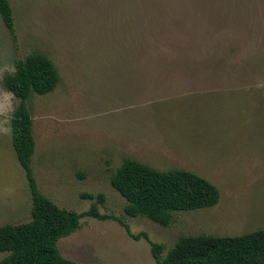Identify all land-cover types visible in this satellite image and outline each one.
<instances>
[{
  "label": "rangeland",
  "instance_id": "1",
  "mask_svg": "<svg viewBox=\"0 0 264 264\" xmlns=\"http://www.w3.org/2000/svg\"><path fill=\"white\" fill-rule=\"evenodd\" d=\"M9 2L14 36L0 17V225L29 221L32 206L11 142L18 100L1 79L41 52L59 81L28 100L37 188L77 212L102 194L100 213L148 236L135 240L116 220L84 216L57 242L64 257L155 264L149 241L165 255L181 235L264 228V0ZM126 157L195 172L217 186L219 200L174 212L168 226L130 217L109 180Z\"/></svg>",
  "mask_w": 264,
  "mask_h": 264
},
{
  "label": "trees",
  "instance_id": "2",
  "mask_svg": "<svg viewBox=\"0 0 264 264\" xmlns=\"http://www.w3.org/2000/svg\"><path fill=\"white\" fill-rule=\"evenodd\" d=\"M0 17L14 36V17L9 0H0ZM59 81L53 62L41 52H33L15 61V69L6 72L1 85L18 100L11 114V142L17 160L25 171L31 193V219L0 225V264H81L64 257L57 245L61 237L80 227V219L118 221L128 235L148 239L145 232L134 234L121 217L100 213L98 201L82 212L59 207L37 188L31 159L35 149L33 119L28 103L32 94L51 92ZM82 175V174H81ZM111 186L126 200L124 213L143 216L168 226L176 211L214 206L220 196L217 186L195 172L183 168L159 170L126 157L110 174ZM83 198L93 199L90 193ZM150 242L155 264H264V228L239 235H181L163 255L160 243Z\"/></svg>",
  "mask_w": 264,
  "mask_h": 264
}]
</instances>
